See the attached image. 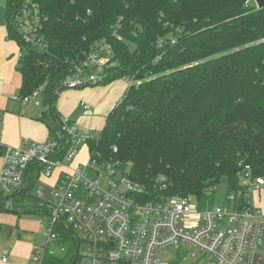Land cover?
Instances as JSON below:
<instances>
[{
	"label": "trees",
	"instance_id": "1",
	"mask_svg": "<svg viewBox=\"0 0 264 264\" xmlns=\"http://www.w3.org/2000/svg\"><path fill=\"white\" fill-rule=\"evenodd\" d=\"M5 1L7 39L21 51L18 96L42 88L39 120L49 136L59 124L56 98L68 90L63 76L105 41L114 66L83 88L132 83L88 144L91 153L127 163L154 195L192 197L199 208L216 205L219 185L226 194L241 190L246 166L264 179V8L252 0H37L47 46L39 51L12 29L20 0ZM41 170L33 163L23 190L0 196V211L7 200L34 197ZM56 229L64 256L45 252L41 264H75L76 235Z\"/></svg>",
	"mask_w": 264,
	"mask_h": 264
},
{
	"label": "built area",
	"instance_id": "2",
	"mask_svg": "<svg viewBox=\"0 0 264 264\" xmlns=\"http://www.w3.org/2000/svg\"><path fill=\"white\" fill-rule=\"evenodd\" d=\"M44 19L37 0H20L11 25L22 44L45 51ZM20 56L18 51L17 58ZM111 57L110 45L96 42L78 64L66 71L61 88L99 84L107 69L114 66ZM123 80L126 88L132 83ZM41 94L39 88L28 96L12 99L22 105L40 106ZM83 109L88 112L90 106L85 104ZM97 139L98 133L79 132L67 118L59 116L54 136L30 142L24 149L5 147L0 151V196L21 192L33 163L42 168V178L57 173L47 199L36 192L40 206L46 208L48 223L42 231L43 243L34 247L29 264H41L45 252L54 255L51 246L65 253L67 245L57 227L76 235L75 264H177L179 260L168 262L155 252L179 246H185L181 259L189 253L186 247L200 252L196 264H259L264 212L254 205L251 196L264 186V179L253 177L248 166L240 178L241 190L226 194L221 205L199 208L192 197L154 195L149 184L135 178L127 163L91 153L88 144ZM82 145L88 149V159L73 167ZM241 197L249 200L238 201ZM10 203L11 199L6 201L5 209ZM191 256L196 257L194 253Z\"/></svg>",
	"mask_w": 264,
	"mask_h": 264
},
{
	"label": "crops",
	"instance_id": "3",
	"mask_svg": "<svg viewBox=\"0 0 264 264\" xmlns=\"http://www.w3.org/2000/svg\"><path fill=\"white\" fill-rule=\"evenodd\" d=\"M3 8H0V151L5 147L24 149L30 142H43L49 137L46 125L39 120L45 107L42 104L40 106L22 105L12 99L18 96L21 84L19 73L16 71L19 48L14 41L7 39L5 6ZM125 90L124 80H118L106 86L68 89L58 94L54 103L55 110L60 117L67 118L84 132L94 130L100 132L107 115L121 99ZM85 104L90 106L88 112L83 109ZM77 109H81L82 116L75 122L70 118ZM81 151L75 157L73 167L87 161V147L85 151ZM56 179L57 173L49 179L39 177L37 181L48 190V197ZM37 187L34 186L29 191V195L37 200L34 197H28L21 202L12 201L7 212L0 211V264H29L34 247L41 244H36L32 235H39L43 230L38 231L37 224L32 219L25 218L42 215L40 199L35 191ZM41 194L44 198H48L42 192ZM31 198L34 202H27ZM251 199L254 205L264 212V190L260 188L254 192ZM19 233L22 236L15 238L14 234L19 235ZM2 258L6 261L3 262ZM259 258V264H264V236Z\"/></svg>",
	"mask_w": 264,
	"mask_h": 264
},
{
	"label": "rangeland",
	"instance_id": "4",
	"mask_svg": "<svg viewBox=\"0 0 264 264\" xmlns=\"http://www.w3.org/2000/svg\"><path fill=\"white\" fill-rule=\"evenodd\" d=\"M6 4V1L5 0H0V8H3ZM4 9V8H3ZM82 116V111L81 109H77L76 112H74L73 116L70 118L72 121H75L80 117ZM75 125V124H74ZM75 127L78 129L79 132H84L80 127H78L77 125H75ZM99 131H92V132H84V133H88V134H93V133H97ZM80 150L82 151H85L86 150V146L85 145H82L80 147ZM81 151V152H82ZM82 158L83 155H81ZM35 186H38L37 189L35 191L37 192H42L44 194L45 197H48V190L47 189H44V186L43 184L40 182H37ZM225 186L222 184V185H219L216 189V194H215V204L216 205H221L223 204L224 202V199H225V195H226V190H225ZM262 190H264V186L261 187ZM47 199V198H46ZM27 202H34V199L31 198L29 200H27ZM26 220H30L32 219L36 224H37V230L38 231H42L43 228L47 225L48 223V218L46 215H39V216H33V217H25ZM18 236H22L20 233L19 235L18 234H14V237L17 238ZM32 238L35 239V243L36 244H40V243H43V237H42V232H40V234H35V235H32ZM184 249H185V246H183ZM183 247L182 246H179L178 249H171V248H164V249H159V250H156L155 254L161 258L162 260H165V261H168V262H176L179 260V262H177V264H196L197 263V260L198 258L201 257V254L199 251H197L196 249H191L190 247H186V249L189 251L188 254L185 255L184 258H180L181 256V250H183ZM51 250L54 254V256L56 257H63L64 256V253L61 252L60 248L57 247V246H51ZM191 250V251H190ZM191 253H194L196 255V257H192L191 256Z\"/></svg>",
	"mask_w": 264,
	"mask_h": 264
},
{
	"label": "water",
	"instance_id": "5",
	"mask_svg": "<svg viewBox=\"0 0 264 264\" xmlns=\"http://www.w3.org/2000/svg\"><path fill=\"white\" fill-rule=\"evenodd\" d=\"M254 2V5L257 9L264 8V0H252ZM77 251L74 255V261H76Z\"/></svg>",
	"mask_w": 264,
	"mask_h": 264
}]
</instances>
